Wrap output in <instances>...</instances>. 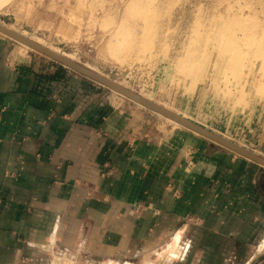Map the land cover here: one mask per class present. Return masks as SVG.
<instances>
[{
	"label": "rangeland",
	"instance_id": "374dc122",
	"mask_svg": "<svg viewBox=\"0 0 264 264\" xmlns=\"http://www.w3.org/2000/svg\"><path fill=\"white\" fill-rule=\"evenodd\" d=\"M0 23L264 156V0H0ZM0 40L10 66L76 87L92 113L118 114L126 126L161 142L163 162L178 154L172 144H187L190 168L209 156L207 164L220 166L214 190L210 185L206 191L203 217L190 212L179 223L148 221L135 241L125 240L127 253L117 256L106 239L107 253L89 257L80 250L74 260L249 264L244 237L228 236L244 230V220L232 212L252 189L233 168L240 160L252 164L250 173L263 166L2 32ZM159 172L154 179L161 182ZM220 206L232 208L225 214L211 210ZM149 209L144 203L132 207L134 214Z\"/></svg>",
	"mask_w": 264,
	"mask_h": 264
},
{
	"label": "crops",
	"instance_id": "0c3cea01",
	"mask_svg": "<svg viewBox=\"0 0 264 264\" xmlns=\"http://www.w3.org/2000/svg\"><path fill=\"white\" fill-rule=\"evenodd\" d=\"M5 50L0 40V264H121L79 262L74 253L101 256L107 239L118 256L145 222L204 215L206 191L214 190L220 172L207 164L213 157L190 168L192 150L172 144L178 154L163 162L161 142L126 126L118 114L92 113L76 87L10 66ZM156 169L165 176L161 182ZM252 169L243 160L233 168L252 189L232 212L244 230L228 236L244 237L249 264H264V170ZM143 203L150 209L134 214L132 207Z\"/></svg>",
	"mask_w": 264,
	"mask_h": 264
},
{
	"label": "water",
	"instance_id": "95a60500",
	"mask_svg": "<svg viewBox=\"0 0 264 264\" xmlns=\"http://www.w3.org/2000/svg\"><path fill=\"white\" fill-rule=\"evenodd\" d=\"M0 31L6 33L7 35L21 41L24 42L25 44H28L29 46H31L32 48H34L35 50L51 57L52 59L60 62L61 64H63L66 67L72 68L75 71L89 77L92 78L98 82H100L101 84L114 89L118 92H120L121 94H124L125 96L129 97L130 99L142 104L143 106L157 112L160 113L166 117H169L173 120H175L176 122L180 123L181 125L185 126L186 128L212 140L215 141L216 143H219L231 150H233L234 152H236L238 155L245 157L247 159H250L258 164H260L261 166L264 167V156L248 149L245 148L239 144H236L234 142H232L231 140L215 133L214 131L184 117L181 116L180 114L173 112L171 110H169L168 108L150 100L147 99L145 97H143L142 95H140L137 92L132 91L129 88H126L120 84H118L116 81H114V79L112 78H108L102 74H100L99 72L75 61L72 60L66 56H63L62 54L53 51L52 49L24 36L23 34L10 29L9 27L5 26L4 24L0 23Z\"/></svg>",
	"mask_w": 264,
	"mask_h": 264
},
{
	"label": "bare ground",
	"instance_id": "6f19581e",
	"mask_svg": "<svg viewBox=\"0 0 264 264\" xmlns=\"http://www.w3.org/2000/svg\"><path fill=\"white\" fill-rule=\"evenodd\" d=\"M6 26V25H5ZM8 27V26H7ZM10 28V27H9ZM10 29H12V28H10ZM14 30V29H13ZM15 31H17V32H19V33H21V34H23L24 36H26V37H28V38H30L29 36H27L25 33H22V32H20V31H18V30H15ZM0 32H2V31H0ZM3 34H5V35H7L6 33H4V32H2ZM7 36H9V35H7ZM10 38H13V37H11V36H9ZM13 39H15V38H13ZM30 39H32V38H30ZM40 39V38H39ZM17 40V39H16ZM33 40V39H32ZM19 41V40H18ZM35 41V40H34ZM23 46H25L26 48H32L31 46H29L28 44H25L24 42H21V41H19ZM36 42H38V43H40V44H42V45H44V46H46L45 44H43V43H41V42H39V41H36ZM46 47H48V46H46ZM48 48H50V47H48ZM34 49V48H33ZM50 49H52V48H50ZM53 51H55V52H58V53H60V54H62L63 56H66V57H68V58H70V59H72L73 60V58L70 56V55H68V54H65V53H62V52H59V51H57V50H55V48L54 49H52ZM106 77H108V76H106ZM108 78H110V77H108ZM113 79V78H112ZM114 81H116L115 79H114ZM117 82V81H116ZM118 83V82H117ZM118 84H120L121 85V83H118ZM123 86V85H122ZM125 87V86H124ZM127 88V87H126ZM112 90H114V89H112ZM116 91V90H115ZM116 92H118V91H116ZM118 93H120V92H118ZM121 94V93H120ZM122 95H124V94H122ZM140 95H142L143 97H145V98H147V99H150V100H152V101H154V102H156L155 100H153V99H151V98H149V97H147V96H145V95H143V94H140ZM125 96V95H124ZM156 103H158V104H160V105H162V106H164V107H166V108H168L169 110H171V111H173V112H176V113H178V114H180L181 116H184V117H186V115L184 114V113H182V111H180V112H178L175 108H173V107H171V106H168V105H165V104H163V103H160V102H156ZM140 104V103H139ZM142 105V104H141ZM169 120H171V121H173V122H176L175 120H173V119H171V118H169V117H167ZM188 118V117H187ZM177 123V122H176Z\"/></svg>",
	"mask_w": 264,
	"mask_h": 264
}]
</instances>
